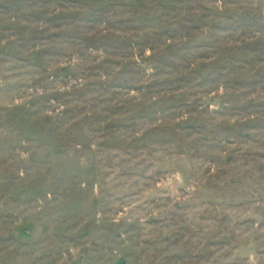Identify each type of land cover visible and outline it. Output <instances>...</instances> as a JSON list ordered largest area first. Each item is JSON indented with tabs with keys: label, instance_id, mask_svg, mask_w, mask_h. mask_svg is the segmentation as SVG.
Masks as SVG:
<instances>
[{
	"label": "rangeland",
	"instance_id": "374dc122",
	"mask_svg": "<svg viewBox=\"0 0 264 264\" xmlns=\"http://www.w3.org/2000/svg\"><path fill=\"white\" fill-rule=\"evenodd\" d=\"M0 264H264V0H0Z\"/></svg>",
	"mask_w": 264,
	"mask_h": 264
}]
</instances>
